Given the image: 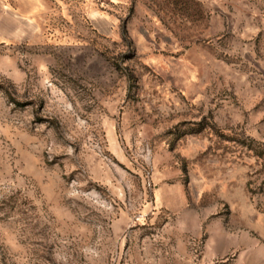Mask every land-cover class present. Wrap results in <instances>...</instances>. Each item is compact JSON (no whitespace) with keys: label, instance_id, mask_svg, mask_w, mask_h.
<instances>
[{"label":"rangeland","instance_id":"obj_1","mask_svg":"<svg viewBox=\"0 0 264 264\" xmlns=\"http://www.w3.org/2000/svg\"><path fill=\"white\" fill-rule=\"evenodd\" d=\"M0 264H264V0H0Z\"/></svg>","mask_w":264,"mask_h":264}]
</instances>
